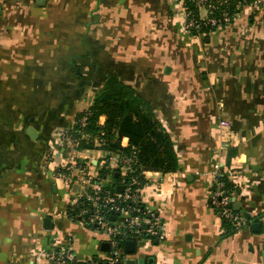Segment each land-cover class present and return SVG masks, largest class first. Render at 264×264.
Here are the masks:
<instances>
[{
	"label": "crops",
	"instance_id": "obj_1",
	"mask_svg": "<svg viewBox=\"0 0 264 264\" xmlns=\"http://www.w3.org/2000/svg\"><path fill=\"white\" fill-rule=\"evenodd\" d=\"M184 20L179 0H0V264H43L66 238L81 261L107 251L103 233L70 215L59 158L48 155L111 74L151 103L180 162L174 173L146 172L159 187L145 188L141 202L160 213L168 235L135 241V256L154 259L147 264H264V117L241 128L253 110L247 67L264 50V7H243L231 25L208 34L183 29ZM253 80L264 84L262 75ZM227 86L247 108L228 113L234 140L219 128L227 94L219 99L211 88ZM69 150L86 167L80 178L101 168L90 149ZM220 160L250 214L229 235L210 203V171Z\"/></svg>",
	"mask_w": 264,
	"mask_h": 264
},
{
	"label": "built area",
	"instance_id": "obj_2",
	"mask_svg": "<svg viewBox=\"0 0 264 264\" xmlns=\"http://www.w3.org/2000/svg\"><path fill=\"white\" fill-rule=\"evenodd\" d=\"M179 1L185 15V29L188 31L192 29L199 30L201 23L198 19L218 28L223 27V24L229 26L236 19V16L231 19L227 11H223L221 17L217 18L213 13L215 6L209 4L210 0H193L198 8V15L195 11L186 9L184 0ZM251 5L263 7L264 0H253ZM202 10L206 11L205 16L201 15ZM86 120L87 116L82 118V126L86 124ZM219 128L223 133V139L234 140L236 138L232 124L228 120H221ZM63 139L72 145L75 150H78V140L72 134L66 132ZM97 144L100 145L101 143L98 141ZM112 155L101 160V168L98 171L80 178V171L78 170L85 172L86 167L82 161L78 163L80 160L75 159L72 157L71 152H68L69 158L67 161L69 160L71 165L67 168L73 169L74 172L66 175L62 173L63 167L62 170L56 173L71 189L70 215L91 228L101 230L109 243V249L102 255L84 259L86 264H127L128 259L131 258L126 250L128 240H134L140 245L143 240H160L168 235L167 225L160 213L141 202V192L150 185L159 187V183L148 181L146 172L149 171L143 173L144 179H141L140 176L130 175L133 172L134 159L114 154L118 158L116 163L122 176H124L122 180L123 191L114 193L109 188L114 171ZM101 169H107L108 172L105 176L100 175ZM226 170L228 171V168L220 160L214 164L210 171L213 182L210 203L221 220H230L237 230H240L246 226L248 218L244 212L235 209V193L227 187L230 179L229 174L225 172ZM127 176L130 177L129 180L126 178ZM110 177L112 180L109 179ZM74 185H77L76 190L72 188ZM77 261L81 260L76 256L67 238L64 240L59 239L58 246L52 252L42 255L43 264H76Z\"/></svg>",
	"mask_w": 264,
	"mask_h": 264
},
{
	"label": "trees",
	"instance_id": "obj_3",
	"mask_svg": "<svg viewBox=\"0 0 264 264\" xmlns=\"http://www.w3.org/2000/svg\"><path fill=\"white\" fill-rule=\"evenodd\" d=\"M209 2L215 6L213 13L217 18L221 17L223 11H227L233 19L253 0H210ZM184 3L187 10H193L198 15V8L193 0H184ZM198 21L201 23L200 28L192 29V34H208L218 28L204 20L198 19ZM223 27L226 25L223 24ZM85 116H87L86 124L82 126L81 120ZM102 118H104L103 122H101ZM67 132L78 140V150L98 148L108 153L106 158L112 154L132 157L133 172L130 175L140 176L141 179H144L145 171L168 174L176 172L179 168L175 142L167 128L157 118L151 103L117 74L105 78L95 95L93 104L77 115L75 126ZM123 138H128L127 146L122 145ZM98 141L100 145L97 144ZM234 153L236 149L231 148V156ZM107 172V169H101L100 175L105 176ZM116 173L119 175L116 176ZM123 178L120 168L115 169L112 174L113 180L109 185L110 190L114 193L121 192L118 187L123 186ZM126 178L130 179L129 176ZM227 187L233 190L231 183H227ZM249 222L247 219V224ZM222 225L226 235L237 231L230 220L223 219Z\"/></svg>",
	"mask_w": 264,
	"mask_h": 264
},
{
	"label": "rangeland",
	"instance_id": "obj_4",
	"mask_svg": "<svg viewBox=\"0 0 264 264\" xmlns=\"http://www.w3.org/2000/svg\"><path fill=\"white\" fill-rule=\"evenodd\" d=\"M182 26H183V29H185V25H182ZM190 33H191V31H190ZM258 49H264V45L262 47L258 48ZM256 51H258V52H262L263 51V52H262V54H259L258 53L259 54V56H258L259 58L258 59H255L254 60V63L252 65H250L249 67H247V71H251L252 72V75H250L251 76V79H250V81H248V84L251 83V85L248 86V87H246V90H245V93L246 94H250L251 95V99H250L251 102H249L248 104H246V103L245 104L248 105L249 107H253L252 108L253 110H250L252 112L250 114H252V115H243L242 116L243 121H242V124H241V128H245V126L247 128V126L250 124L251 121H254V124L256 125L257 120H258V123L260 121V119H259L260 118V115H261V117H264V84L262 86H260V88H258L256 86H258V84H261V82L254 83V82H257V81H254L253 80L256 77H259L261 75L264 76V57H262V56H264V50H262V51L256 50ZM252 52H254V51H252ZM248 57L249 58H252V56H248ZM242 58L243 59L246 58V60L249 59V58H247V55L244 56L243 54H242ZM245 67H246V65H245ZM259 67H261V69H259ZM73 68H74V66L72 67L71 75H74L76 73V71H74ZM98 75H99V73H98ZM211 88L215 91V93L217 94V96H219L218 97L219 99H222L224 97V94H227L224 98L229 100V104L225 102L223 105H221L222 106L221 108L219 107L220 110L227 109L225 112H222L220 114V118H219L220 121L223 120V119L228 120V118H229L228 121L232 122L231 119H230L231 118V115H229L228 113H230L232 111V116H235L239 111H242V110L247 109V108H242L243 105H245V104H240V102H239V98L241 96L239 98H238V96L234 97L233 95L236 94V93H234L231 96L228 95L227 92L233 91V89H235V88H229L228 86L227 87H215V88L211 87ZM234 92H236V91H234ZM215 105L217 106L218 104L215 103ZM229 106H231V107H229ZM222 114H225V115H222ZM252 116H254V117H252ZM255 116H256V118H255ZM263 126H264V124H263ZM238 128H239V125L237 126V129ZM233 129L235 130L236 129V126L233 127ZM253 130H255V129L253 128ZM66 132L67 131L64 130L63 131V135ZM62 138H63V136H62ZM60 143H62L63 145H60ZM60 143L57 146H54V148H56V149L58 148L59 151L56 153L55 152L56 149L53 148L52 151H51V153H50V155H48V160H49V162H55V160L57 158H59L57 160L58 161L57 162L58 165L56 167L58 170L57 169L56 170L57 171H60L64 167V169L62 170L63 171L62 173H65L67 175V173L69 174V173H73L74 172L73 169H71V168L68 169L67 168L68 166L71 165L69 163V160L67 161V159H68V152H70L69 149H73V147H72V145H70L69 143H67V141H65L64 139ZM87 154H95V155L98 156V158H101V159L108 157V153L107 152H104L103 150H100L98 148L90 149ZM72 157H74L75 159H77V157H75V156H72ZM79 162H81V161H78V163ZM112 162H114V161H112ZM118 168H119L118 164L116 166L114 165L113 170L118 169ZM78 171L83 172L81 170H78ZM225 172H226V174L229 173L227 170ZM57 177H58V175H57ZM66 192L68 194H72L71 189H69V188L66 189ZM96 230H97L96 231L97 234L102 233L101 230H99V229H96Z\"/></svg>",
	"mask_w": 264,
	"mask_h": 264
},
{
	"label": "water",
	"instance_id": "obj_5",
	"mask_svg": "<svg viewBox=\"0 0 264 264\" xmlns=\"http://www.w3.org/2000/svg\"><path fill=\"white\" fill-rule=\"evenodd\" d=\"M80 70H78L79 72ZM119 173H116V176H118ZM54 188H56V186L54 185ZM74 190L77 189V185H74L73 187ZM124 187L123 186H119L118 187V190L119 191H123ZM234 205H235V209L236 210H240L241 209V203L236 201L234 199ZM246 217L247 218H250V214L247 213L246 214ZM114 219V217H113ZM260 223H254L253 224V229L254 230H259L260 229ZM43 226L44 228L46 229H51L53 227V221L51 218L49 217H45L44 220H43ZM101 248L104 249V250H108L109 249V243L108 242H103L102 245H101ZM126 250L129 254H133V256H131V258L128 259L127 261V264H147V263H153L154 262V259L151 258L150 260H147L145 258H138L135 256L136 252H137V249H136V244H135V241L134 240H128L126 242ZM8 264H12V263H8ZM76 264H86L85 261H77Z\"/></svg>",
	"mask_w": 264,
	"mask_h": 264
}]
</instances>
